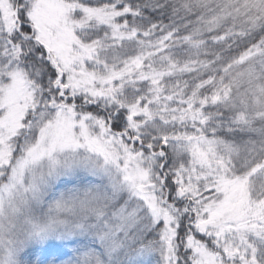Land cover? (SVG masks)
Returning a JSON list of instances; mask_svg holds the SVG:
<instances>
[{"label":"snow or ice","instance_id":"snow-or-ice-1","mask_svg":"<svg viewBox=\"0 0 264 264\" xmlns=\"http://www.w3.org/2000/svg\"><path fill=\"white\" fill-rule=\"evenodd\" d=\"M0 264H264V0H0Z\"/></svg>","mask_w":264,"mask_h":264}]
</instances>
